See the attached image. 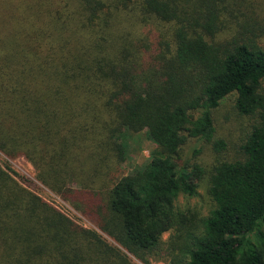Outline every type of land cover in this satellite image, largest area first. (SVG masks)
<instances>
[{"label":"trees","instance_id":"obj_1","mask_svg":"<svg viewBox=\"0 0 264 264\" xmlns=\"http://www.w3.org/2000/svg\"><path fill=\"white\" fill-rule=\"evenodd\" d=\"M262 40L247 0H0V152L113 243L0 168V264H264ZM141 133L155 148L118 177ZM189 140L210 168L197 148L178 165ZM204 176L206 216L177 204Z\"/></svg>","mask_w":264,"mask_h":264},{"label":"rangeland","instance_id":"obj_2","mask_svg":"<svg viewBox=\"0 0 264 264\" xmlns=\"http://www.w3.org/2000/svg\"><path fill=\"white\" fill-rule=\"evenodd\" d=\"M248 3L256 4L258 7V15H264V0H247ZM252 23H247L249 29ZM260 26V23H258ZM141 31V28H139ZM260 43L264 46V40ZM213 123L216 131V137L218 139H224L228 141L230 146H234L242 132V129L246 125V120L240 118L233 109L232 99L223 102L220 107L213 113ZM155 148L154 144L149 140L146 133H141L134 137L127 144V159L124 164L121 165L117 173L118 177L128 175L135 170L142 167L144 162L149 158V153ZM197 148L200 150V155L196 159L198 163L204 168H210L216 157L210 153L207 146L201 145L189 140L186 146L178 155V165L181 166L187 160L194 158L191 156V151ZM227 154V159H230V150ZM225 156H222L224 159ZM0 168L8 173L16 182L29 192L40 198L49 206L60 212L67 219H69L76 226H79L85 230L92 231L100 235L106 242L113 244L112 241L103 235L96 226L87 222L79 214L75 213L69 206L63 203L58 196L53 194L47 188L42 186L36 179V172L31 163L24 157L9 158L0 152ZM207 177L204 176L198 183L197 196L195 198L186 199L180 197L178 200V206L180 208H188L193 211L199 212L202 216H206L211 208L210 200L206 194ZM168 234L163 235L162 240L166 241ZM154 264H165L164 262H157Z\"/></svg>","mask_w":264,"mask_h":264}]
</instances>
